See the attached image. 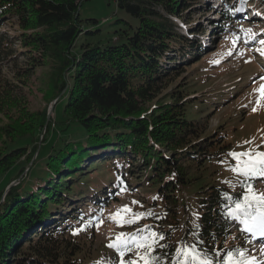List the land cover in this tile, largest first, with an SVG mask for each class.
<instances>
[{"label":"trees","instance_id":"1","mask_svg":"<svg viewBox=\"0 0 264 264\" xmlns=\"http://www.w3.org/2000/svg\"><path fill=\"white\" fill-rule=\"evenodd\" d=\"M84 1L0 0V64L14 55V44L24 56L12 76L0 77V264H96L84 252V234L103 223L121 195L144 189L153 192L152 215L124 218L136 222L123 225L129 234L148 226L164 237L154 253L160 264H172L184 242L212 257L240 248L231 243L232 220L222 215V194L239 197L246 179L224 180L236 142L226 132L209 131L207 114L196 107L219 101H205L186 79L191 73L183 76L185 57L198 53L199 61L205 49L189 36L193 19L185 14L201 1L116 0L139 22L106 40L94 39L101 28L83 25ZM219 13L231 16L228 8ZM6 20L16 23L15 34L2 29ZM179 20L190 26L186 33ZM262 32L255 33V44L244 40L246 55L256 52ZM259 60L249 65L264 74ZM37 67L47 104L32 110L12 85L29 80ZM250 182L259 192V181ZM185 189L195 191L198 205L184 209ZM134 209L130 215L144 213ZM113 251L111 264H119Z\"/></svg>","mask_w":264,"mask_h":264},{"label":"rangeland","instance_id":"2","mask_svg":"<svg viewBox=\"0 0 264 264\" xmlns=\"http://www.w3.org/2000/svg\"><path fill=\"white\" fill-rule=\"evenodd\" d=\"M199 1L201 3H198L197 6L193 5L185 14L188 20L190 17L193 19L189 24L193 27V32L189 36L196 39V42H199L205 49L203 48L201 56H198L199 61L194 60L198 53L195 57L193 55L185 57L184 60L188 64L186 65L185 63L187 72L183 73V76L191 73V76H188L186 79L197 85L196 92L198 94H204L205 101L209 102L212 100V102H219L209 104V108L198 106L196 107V111L207 114L206 120L210 121L208 125L209 131L215 129L228 133V139L236 142L235 152L240 153L248 151L249 149L254 150L255 146L262 143L263 147H257L260 150H264V107L253 112V105L251 103L256 98L252 95V90L254 87H259V84L262 82L259 78L264 76V74L260 70L256 73L257 70H255L254 66L249 65L251 61L260 62L259 59L264 64V56H261L257 51L261 45L256 47L254 54H245L242 48L245 33L241 31V29L247 30L253 27L255 33L259 34L264 29V7L260 3L261 0H250V2H246L244 9L240 12H235L234 10L235 7L240 6L239 0ZM217 1L222 4L218 6L219 9L214 10L215 7H213V4L217 5ZM224 8H228L231 14L229 18L224 19L222 13H219ZM80 15L83 19V25L86 28L102 29L101 37H94L96 40L101 38L103 40L107 38L111 39L117 34L115 32L116 30H122L124 28L131 30L139 22L137 17L120 9L117 6L116 0H85L80 7ZM93 19H96V21ZM237 20L239 22L237 24L238 27L232 26L237 23ZM180 24L186 33L187 28L190 26L184 21H180ZM222 24L224 26L221 29L219 26ZM228 24L232 27L227 26ZM15 27V22L6 20L2 29L6 34H15ZM262 33H264V30ZM234 39L236 41L235 44L233 43ZM247 43L255 44L256 41L251 40ZM247 46L251 47V45ZM19 48V44H14V49L16 50L14 55L0 64V77L3 75L7 77L12 76L14 70L23 64L24 56L21 54ZM37 68L36 73L29 80L26 82L16 81L18 84L12 85L15 88L14 92L19 91L21 95L26 96V102L32 110H41L47 104V101L44 100L45 92L39 87L40 80L38 79V75L41 74V69L39 67ZM237 68L239 70H236ZM184 81L185 79L180 80V82ZM212 105H216V107ZM51 115L54 116V112ZM56 137L57 133L54 134L53 138L55 139ZM245 141H251L252 143L246 144L244 143ZM43 146L35 162V166L40 164L44 157V150L47 149L49 143ZM233 146L234 144L231 145V148ZM227 164L229 167H234L237 161L229 158ZM223 176L227 182H238L242 177L231 171V168L227 170L225 167H223ZM255 179L259 181V192L264 193V178ZM206 182H209V179ZM204 186L206 187L207 185L205 184ZM147 191L146 189L144 191L141 190L139 192L140 195H134L132 197L129 194L121 195L118 201H114L108 207L104 214L106 218L103 223L92 234H84L86 236L83 239L84 252L92 255L91 258H96L97 260H94L95 262L104 261V264L112 263L113 254L115 253L113 248L108 247V245L115 242L113 240L116 239L118 234L128 233L131 228H125L123 224L121 226L117 222H114V220H111V217L116 216L117 221L130 218L132 216L130 212L121 211L118 213L117 211L118 209L125 208V206L130 211H134V208H136L147 213L151 208L150 203L153 198V192ZM181 195L185 200L184 209L194 203L198 205L199 198L193 189H185L181 192ZM137 200H139V203L133 206L132 203ZM182 215H186L185 211L182 212ZM228 224L230 225L228 230L233 232L231 243H236V246L239 245L240 248H247L258 259H264L259 251L262 244H264V240L251 238L248 234L242 233L240 226L235 221H230ZM246 238L252 241L247 247L244 246L248 244ZM143 254L144 252L141 251V255ZM131 260L136 261L137 264H144L143 260L137 257L136 251L132 253ZM118 261H120V257Z\"/></svg>","mask_w":264,"mask_h":264},{"label":"snow or ice","instance_id":"3","mask_svg":"<svg viewBox=\"0 0 264 264\" xmlns=\"http://www.w3.org/2000/svg\"><path fill=\"white\" fill-rule=\"evenodd\" d=\"M247 0H239L240 6L235 7V12H240L244 9ZM245 33V42L255 39V33L251 29H241ZM235 39L233 43L235 44ZM261 45L257 51L261 56H264V39L259 41ZM262 81L259 87H254L252 95L255 100L252 101V111L256 112L261 107H264V76L259 78ZM255 82V81H254ZM244 143L250 144L251 141ZM228 155L237 161L231 171L246 179L240 181L242 189L239 197H232L228 193H223L224 210L222 215L226 219L235 221L240 226L242 233L248 234L251 238H260L264 240V193L257 192L252 183L254 178H264V152L249 149L245 152L237 153L235 151L229 152ZM243 158V159H242ZM134 203H136L134 201ZM121 211L130 212L126 206ZM136 217V220L152 215L149 213H131ZM111 219L122 226L124 223H135L136 220L117 221L116 216ZM147 229V230H146ZM164 237L154 231H151L148 226L143 229H138L135 233H120L117 235L115 242L110 243L108 247L113 248L120 257L119 264H137L134 260H124V256L135 248L136 255L143 260L144 264H160V258L154 255L159 240ZM247 243H251V239L246 238ZM198 243H202L199 241ZM141 249L144 254L141 255ZM261 256L264 257V244L259 249ZM96 264H104V261H97ZM172 264H264V259H258L252 255L247 248H234L227 250L225 254L220 257L217 252L215 257L209 256L206 252L201 251L197 244H187L184 242L180 247H177L174 253Z\"/></svg>","mask_w":264,"mask_h":264},{"label":"water","instance_id":"4","mask_svg":"<svg viewBox=\"0 0 264 264\" xmlns=\"http://www.w3.org/2000/svg\"><path fill=\"white\" fill-rule=\"evenodd\" d=\"M56 101H57V99H56L55 101H53V103H51V105H50L51 107H50L49 115H51V113L53 112ZM37 152H38V151H37ZM36 154H37V153H36ZM36 154H35V156H34V159H35V157H36ZM31 164H32V162H31Z\"/></svg>","mask_w":264,"mask_h":264},{"label":"bare ground","instance_id":"5","mask_svg":"<svg viewBox=\"0 0 264 264\" xmlns=\"http://www.w3.org/2000/svg\"><path fill=\"white\" fill-rule=\"evenodd\" d=\"M220 4H221V3H219V2L217 3L218 6H219Z\"/></svg>","mask_w":264,"mask_h":264}]
</instances>
